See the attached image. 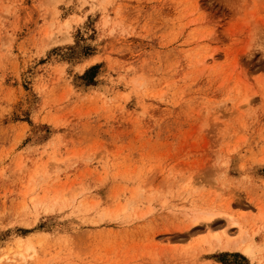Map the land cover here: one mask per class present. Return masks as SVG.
Listing matches in <instances>:
<instances>
[{
  "label": "rangeland",
  "instance_id": "obj_1",
  "mask_svg": "<svg viewBox=\"0 0 264 264\" xmlns=\"http://www.w3.org/2000/svg\"><path fill=\"white\" fill-rule=\"evenodd\" d=\"M0 264H264V0H0Z\"/></svg>",
  "mask_w": 264,
  "mask_h": 264
},
{
  "label": "bare ground",
  "instance_id": "obj_2",
  "mask_svg": "<svg viewBox=\"0 0 264 264\" xmlns=\"http://www.w3.org/2000/svg\"><path fill=\"white\" fill-rule=\"evenodd\" d=\"M214 215H215L214 213H209V214L203 215V217L208 219V221L206 222V226L208 227V229L212 226L211 224L214 223V221H213ZM199 219L200 218L197 217L194 220V222H197ZM233 223H237V222L233 221ZM225 234H226V232H225ZM218 245L221 246L222 248H225V249H240L246 255H252L255 251V244L252 241H249L247 243L242 244V243H239L237 241H231L229 238H227L225 241H222L221 239H219ZM21 255H23V254L21 253ZM30 255H32V254H30Z\"/></svg>",
  "mask_w": 264,
  "mask_h": 264
}]
</instances>
